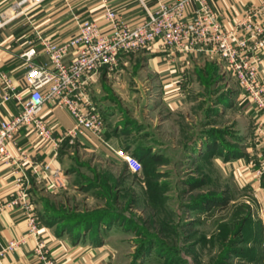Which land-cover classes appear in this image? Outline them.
Segmentation results:
<instances>
[{"label": "crops", "instance_id": "crops-1", "mask_svg": "<svg viewBox=\"0 0 264 264\" xmlns=\"http://www.w3.org/2000/svg\"><path fill=\"white\" fill-rule=\"evenodd\" d=\"M158 2L171 0H42L35 6H30L27 0H0V12L11 17L0 30V74L23 98L27 91L20 54L28 45L36 47L34 65L51 69L43 41L68 42L76 33L78 22L88 18L98 22L105 32L110 27V22L104 20L105 6L113 9L119 21L135 27L144 18L143 5L154 10ZM213 2L222 28L228 33L234 31L235 22L246 9L260 4L259 0ZM256 51L260 56L257 78L264 80V45ZM74 54L75 49L70 50L66 60ZM98 72L87 86V95L105 123L102 139L89 132L65 136L74 126L73 119L65 107L51 103L42 106L40 116L58 141L56 147L49 143L42 145L38 135L29 129L21 130L16 137L29 160L48 164L50 170L63 174L64 186L59 189L48 187L46 174L39 178L31 175L28 188L39 223L37 239L48 248L55 264H105L109 259L111 252L104 244V236L113 224L108 227L100 222L93 239L87 230L70 232L55 217L66 209L74 214L104 212L101 208L108 197L122 204L121 198L128 189L122 182L124 175L133 173L122 162V156L131 154L138 158L144 150L151 154L150 141L159 137L160 126L168 139H183L187 155L200 160H220L221 143L228 142L238 153L229 156L227 163L249 171L264 197V173L257 175L264 154V116L253 102L243 97L223 57L200 45L188 52H178L155 41L138 53L121 55L116 67ZM3 88L0 78V97ZM133 95L140 100L133 101ZM18 109L13 98L8 100L0 106V119H8ZM221 135L226 136L227 142L221 141ZM142 140L148 145L143 144L141 151ZM9 148L16 154L13 145ZM114 161L123 163L121 173ZM81 167L86 169L85 173ZM12 182L10 167L0 160V204L12 200L15 192ZM80 194H86V200L94 208L78 211L76 206L72 207V199ZM13 239L21 242L13 252L3 256L2 263L38 264L32 251L37 239L28 236L20 209L6 205L0 211V247Z\"/></svg>", "mask_w": 264, "mask_h": 264}, {"label": "built area", "instance_id": "built-area-1", "mask_svg": "<svg viewBox=\"0 0 264 264\" xmlns=\"http://www.w3.org/2000/svg\"><path fill=\"white\" fill-rule=\"evenodd\" d=\"M41 1L27 0L30 6L38 5ZM259 1L258 6L249 7L243 12L235 22L232 33L222 28L213 0L158 2L154 10L143 5L144 18L135 27L119 21L113 9L105 6L104 20L110 22L105 32L101 31L98 22L88 18L78 22L77 31L68 42H42L44 51L50 57L51 69L34 65L37 54L35 45L30 44L23 50L20 58L25 66V97H19L5 75L0 74L4 84L0 106L13 98L19 107L16 114L8 119H0V160L3 165L10 167L15 190L12 200L6 205L20 209L27 223L28 236L37 239L39 227L28 190L31 175L39 178L46 174L47 185L52 189L63 187L64 179L62 172L50 170L48 164L39 165L29 160L18 146L17 135L21 130L29 129L38 135L42 145L49 143L56 147L58 141L40 116L42 106L51 103L65 107L73 119L74 126L65 136L74 137L89 132L102 139L105 123L97 107L89 101L87 86L100 69L116 67L121 55L138 52L155 41L178 52H188L196 46H203L207 51L224 58L243 97L253 102L256 110L264 116V80L257 78L260 56L256 50L264 45V0ZM10 18L0 12V30ZM238 32L241 33L240 37L235 35ZM73 49L75 54L69 61L66 60ZM10 144L15 147L16 154L9 148ZM122 157L128 170L133 173L141 171L136 157L131 154ZM258 166L259 176L264 173V154ZM6 205L0 204V211ZM20 242L13 239L0 247V264H3V256L13 252ZM32 251L38 264H55L48 255V248L39 239Z\"/></svg>", "mask_w": 264, "mask_h": 264}, {"label": "rangeland", "instance_id": "rangeland-1", "mask_svg": "<svg viewBox=\"0 0 264 264\" xmlns=\"http://www.w3.org/2000/svg\"><path fill=\"white\" fill-rule=\"evenodd\" d=\"M160 128L151 154L138 157L141 171L124 175L122 204L108 197L101 208L117 217L104 236L105 264H264V197L249 171L227 163L226 149L220 160L187 155L183 139H168ZM122 162L114 161L120 173ZM210 197L216 202L205 208ZM73 206L94 208L86 194Z\"/></svg>", "mask_w": 264, "mask_h": 264}, {"label": "trees", "instance_id": "trees-1", "mask_svg": "<svg viewBox=\"0 0 264 264\" xmlns=\"http://www.w3.org/2000/svg\"><path fill=\"white\" fill-rule=\"evenodd\" d=\"M227 150L229 151L228 157L231 155H235L238 153V150H236L233 147H229L227 143H221V150ZM139 161V159L137 158ZM197 186V185H196ZM206 202L205 208L209 206H213L215 204L216 200L213 197L210 198H204ZM224 208V206L222 207ZM110 213L108 212H101V213H95V214H87V213H78L74 214L73 212H67L65 210H62L58 214L57 219L62 220L70 232H79V230H87L89 232V236L95 238L96 231H98L99 223H105L106 226H111L114 222H116L117 217L114 220H111Z\"/></svg>", "mask_w": 264, "mask_h": 264}]
</instances>
